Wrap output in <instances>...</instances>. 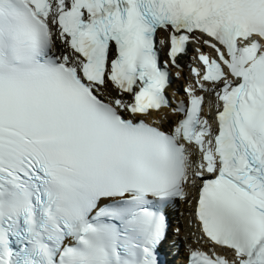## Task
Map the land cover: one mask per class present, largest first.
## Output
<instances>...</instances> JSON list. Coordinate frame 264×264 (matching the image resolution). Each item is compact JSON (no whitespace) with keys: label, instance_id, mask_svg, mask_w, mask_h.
I'll use <instances>...</instances> for the list:
<instances>
[{"label":"snow or ice","instance_id":"obj_1","mask_svg":"<svg viewBox=\"0 0 264 264\" xmlns=\"http://www.w3.org/2000/svg\"><path fill=\"white\" fill-rule=\"evenodd\" d=\"M181 206L264 264V0H0V264H166Z\"/></svg>","mask_w":264,"mask_h":264}]
</instances>
